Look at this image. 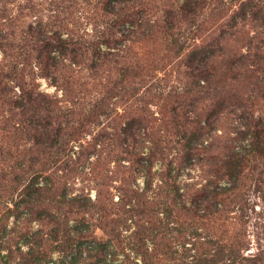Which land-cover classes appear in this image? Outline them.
Here are the masks:
<instances>
[{"label": "rangeland", "instance_id": "1", "mask_svg": "<svg viewBox=\"0 0 264 264\" xmlns=\"http://www.w3.org/2000/svg\"><path fill=\"white\" fill-rule=\"evenodd\" d=\"M99 1L0 0V223L7 240L0 264H19L18 254L31 248L48 250L55 224L42 215L44 203L7 211L28 180L43 190L47 175L61 177L68 199L93 207L51 211L60 222L58 237L66 212L65 227L79 244L50 251L40 264H143L136 247L155 264H264V135L253 137L238 108L246 106L264 125V86L249 88L243 72L229 65L238 54L253 53L247 43L259 46L264 26L235 20V35L223 40L238 0L225 7L231 0H196L204 8L186 27L193 41L212 48L215 71L208 90L186 94L185 112L213 116L195 119L201 133L183 140L174 134L170 109L188 83L180 66L185 51L152 26L185 0H142V21L125 19L113 29L123 36L111 48L98 45L108 20L99 17ZM59 11L81 13L68 21L98 52L94 67L91 53L71 62L56 50L65 38ZM43 27L59 32L47 41L51 46L37 42ZM21 32L28 39L17 41ZM25 94L41 99L40 115L57 119L54 140L64 146L48 147L50 136L36 127L38 110L22 100ZM62 151L67 170L55 161L50 170L48 157ZM151 210L166 233L152 231ZM113 234L116 239L107 237Z\"/></svg>", "mask_w": 264, "mask_h": 264}, {"label": "trees", "instance_id": "2", "mask_svg": "<svg viewBox=\"0 0 264 264\" xmlns=\"http://www.w3.org/2000/svg\"><path fill=\"white\" fill-rule=\"evenodd\" d=\"M142 2V0H100L99 3L101 4L102 8L100 9L99 17L107 18L108 20L106 23V34L101 35V41L100 43L98 42V45L101 44L107 46L108 48H111V46L114 45L113 43L117 42V35L121 37L123 36L120 31H117V33L115 34L113 32V29L115 30L116 28H119V26L125 22V19H133L135 17L139 21H142L141 15L146 11L145 4ZM225 2L228 3L227 0H225ZM233 2L234 0H231L228 4H223V7L230 5ZM234 6L237 8L238 13L234 18H232V20H227L225 22L226 30L223 31V40L228 41V38H230L231 34L235 35V25L237 24H235V20L240 21L243 25H245L246 23L253 24L255 22L259 23L260 26H264V0H238ZM202 8L204 7L201 1L185 0L182 5L178 6L177 10L171 6L169 9H174L175 11H163L160 19L156 22V25H154V27L152 26V28L156 32L164 31L163 33L171 36V43L174 45H180L179 49L185 51L184 56H182L183 60L181 61L180 66H184L186 69L183 73V76L185 75L188 83H185L184 92L176 95L175 100L172 101V107L170 109L171 116L173 118L171 126L174 130V134L178 135L183 140L191 139L190 136L194 133H201L203 127L199 125L197 126V124L195 125V119L200 120L204 117L205 121H210L213 116L212 112H210L202 117L198 114H194L193 117H189L188 112H185V107L188 99L186 94H189L191 91H194V94H201L208 90V88L210 87V76L215 71V62L211 53L212 48L208 44L203 45L200 43H196L197 41H193V38L189 37L191 35L190 27H186V24L189 20L197 17L198 13L200 15V11L202 10ZM59 12H61L60 15L65 16L64 20L66 22L64 23V20L62 19L60 27L57 28H64L60 29V33L65 32V38L61 40L59 39V34H57L59 32L57 29L54 28L55 31H53L52 29L51 31H45L47 27L45 29L43 27L40 28V35L44 34V37H38L37 42H40L41 46H47L48 44H50H47V41L59 39L58 41H56L59 43L61 42L63 46L61 47L62 49L57 46L56 50L59 51L62 56H66L67 59H69L71 62H74L77 59L81 60V58L86 57L87 54L91 53L92 60H90V63L92 64L91 66L94 67L95 64H93V57H97L98 52L95 51V47H91L92 44H90L89 41L84 39L82 35L78 34L76 25L74 23H69L68 21L69 17H72L71 20H73V22L77 21L80 18L79 16L81 15V13H77L78 11ZM55 18L57 17L55 16ZM182 24L185 26V30H182L180 26ZM52 31L54 33H52ZM38 33L35 32L36 35ZM49 33H51V35H49ZM28 36L29 32H21L19 34V37H17V41L28 39ZM180 38L181 41L179 42ZM188 40L189 43L187 42ZM258 40H261L259 46H257L256 44L252 47V41L247 43V47L253 53L248 52L246 55L241 56L238 54L237 59H235L233 62H230L229 64L231 68H238L243 72V74L245 75V80L248 82L249 88H261L262 86H264L260 84L261 82L257 81H264L262 78L259 79V77L264 73L262 69L264 63V36L262 37V39L259 38ZM49 46H51V44ZM50 59L51 58H49V55H45V60L50 61ZM201 81H204L207 85H201ZM22 100H24L25 103L31 107V110L34 113L38 110V112H36L37 117L35 125L37 128L45 130L46 133L49 134L50 139L48 147L54 148L58 146L62 147V145L64 146L65 142L61 143V141L57 142L54 140L60 134L57 119L54 117L50 119L48 115H40V111L42 109L38 108H41V106L39 105V102L41 103V99L36 97L34 98L29 94H25L23 95ZM45 104H47V102H45ZM238 108H240L244 112V115H246L245 119H248L247 124L253 131V137L257 138L258 136H263L264 125H262L259 120L253 119L252 112L250 110L248 111L246 109V106ZM258 150L259 148H255V154H258ZM66 157H68V155L67 153H63V151L62 157H58L57 155L48 157L47 162L50 165V170H53L54 168V166L52 165L53 161H55L56 163L61 162L60 166H62L63 169L67 170L65 168V161L67 159ZM239 174H241L239 171H233L232 176H238ZM45 182L47 183L45 188L43 190H38L33 189L31 183H29L28 180V183L22 188L17 199H11V201L8 203V212L21 211L24 209L29 212L34 203H44V205H41L43 209L42 215H46L45 218H48L51 224H55V228L53 227L50 239L48 240V242H50V245H48V250L46 252H43L41 250L31 248L25 254L19 253V264H40L50 256V251L53 250L63 252L72 250L75 243L76 245L79 244L78 241L71 237L70 231L65 227L66 225H68L66 212L62 216L61 223V230L63 231V234L58 237L59 231H56L55 229L58 227V225H60V222L58 219H56V216L51 214V211H58L59 209L67 207L68 213H70L75 210H81V208H87L86 210H88L93 207L89 201L88 203H85V201L80 200L78 197H72L68 199L65 192V184L63 183L61 177H59V180H53L52 175H47L45 178ZM37 191H41V193H38ZM150 212L151 215H153V217L157 220L151 221L152 231L166 233L169 228L163 225L161 223V220L155 217L154 210H151ZM76 233L78 234L77 231ZM3 234V227L0 223V250L3 244H7V240H4ZM107 237L116 239L115 235L114 237L107 235ZM99 247L102 246L98 244V248ZM136 250L137 255L141 256L143 264H155L148 260L149 255H147L145 252H142L141 248L136 247ZM209 262L211 263L212 261L210 260ZM122 264H128V259L125 260V262Z\"/></svg>", "mask_w": 264, "mask_h": 264}]
</instances>
